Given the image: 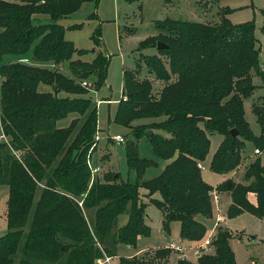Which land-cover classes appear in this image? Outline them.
I'll return each instance as SVG.
<instances>
[{"label": "trees", "instance_id": "trees-1", "mask_svg": "<svg viewBox=\"0 0 264 264\" xmlns=\"http://www.w3.org/2000/svg\"><path fill=\"white\" fill-rule=\"evenodd\" d=\"M90 1L97 4L99 0H0V122L4 136L10 138L0 143V180L3 147L8 145L13 153L8 178L9 231L0 237V264H96L104 255H116L106 241L116 218L125 211L129 220L117 231L115 243L135 245L140 235L151 233L140 186L162 211L165 231L169 233L172 222L178 221L180 246L197 249L207 236V227L197 216L213 217L214 187L204 180L199 167L210 152L209 134L223 136L210 164L217 173H229L240 165L246 142L264 151V95L262 103H253L259 134L251 129L245 111V100L256 89L253 71L264 79L255 23L231 22L227 14L232 8L215 23L167 17L156 21L158 34L138 46L167 44L158 49L160 55L142 58L165 86L155 95L151 80H140L136 71L125 69L124 93L114 118L132 128L133 139L126 142L127 164L136 181L106 173L90 184L87 154L98 131V106L86 97L89 89L82 82L92 80L95 87H103L110 58L102 51L92 61L75 58L87 50L67 39L66 27L58 22ZM39 15H48L51 21L41 22ZM92 39L96 46L101 44L100 27ZM7 56L18 59L6 62ZM22 58L31 63L19 61ZM65 63L70 74L61 71ZM41 85L52 89L43 90ZM72 113L77 116L68 126H57L58 120ZM144 118L161 119L132 125ZM146 128L151 130L147 141L156 159L139 155L140 130ZM232 129L238 131L237 137L232 136ZM159 159L172 161L160 174L140 183L147 168L156 166ZM244 180L228 178L217 186L230 193L228 217L249 212L264 219L260 157L248 166ZM157 192L161 199L153 198ZM249 192L257 194V204L250 202ZM232 236L230 230L219 228L211 245L200 249L199 264H236L229 242ZM172 252L167 246L147 250L141 256L121 258V264H169ZM177 264L192 262L182 257Z\"/></svg>", "mask_w": 264, "mask_h": 264}, {"label": "rangeland", "instance_id": "rangeland-1", "mask_svg": "<svg viewBox=\"0 0 264 264\" xmlns=\"http://www.w3.org/2000/svg\"><path fill=\"white\" fill-rule=\"evenodd\" d=\"M228 8L234 9L233 12L227 14L231 22L243 23L246 21H253L255 23V32L258 39L257 46L261 50L260 65L264 70V0H139L136 2H129L127 0H99L97 4L94 1L85 3L83 8L77 13L63 17L58 21L66 27L65 37L72 40L77 48L87 50L84 55H79L82 60L92 61L97 51H102L110 58L107 80L104 86L101 88L95 87L92 85V80L91 82L88 80L90 84L86 86L89 89L86 97L91 98L98 106V126L102 132L101 134L99 129L96 132L95 135H99L100 140L97 143L95 141L96 146L92 149L91 153V158L93 157L94 163L101 165L102 168L97 178H103L106 173L110 175L120 173L123 179H130V181L133 182L136 181L135 172L130 170L127 164L126 142L133 139L132 128L115 122L114 118L118 105L115 102L110 103L108 100L112 99L115 101L123 97V73L125 69L136 71V77L140 80H151L153 93L155 95H158L165 86L166 82L156 79L154 74L149 72V69L142 59L145 55H160L158 48L156 46H148L145 49H138L139 43L147 37L158 34L159 30L156 25V21L158 20H165L167 17H170L172 19L215 23L219 22L221 16L227 13ZM93 13L95 15L90 17ZM39 16L42 17L41 22L51 21L48 15ZM73 24H82V26L76 29L69 28V26ZM97 27H100L102 32V40L99 46H96L92 39L93 31ZM6 58V62L18 59V57L15 56H7ZM20 60L21 59H19V61ZM24 63H31V61L29 60ZM60 68L61 71L65 73H71L68 63L63 64ZM253 76L256 89L253 95L245 100V111L246 119L251 129L255 134H259L260 125L253 112V103L263 102L264 79L257 75L255 71H253ZM60 95H67V93L60 92ZM100 99H102V101L98 102ZM69 119L70 117L60 119L58 120V124H66ZM160 119L161 118L138 119L134 121L132 125L138 123L140 120H146L140 123L145 124ZM144 130L145 129L140 130L142 134L139 140V155L142 158L156 159L147 141V135L151 133V130L149 128ZM154 132L166 135L165 132L158 129H154ZM117 134H122L126 142L117 143L113 139ZM209 136L211 138L210 152L206 159L201 161L200 164L203 166L201 168L202 176L208 183L212 184V186L217 189L219 199L218 202L215 201V199H211L214 214L211 219L202 215H198L197 217L205 223L207 235H212L213 239L215 236L213 228L215 221H217L218 214L221 213L223 215V221H225L224 216L227 215L225 204L221 203V201L224 200L222 199L221 192L225 191H221L217 188V186L226 179H223L224 175L222 173L214 172L210 168L213 154L218 149L222 137L220 134H209ZM7 138H5L0 124V143L5 144L10 139L8 138L7 140ZM14 154L15 156L20 155V157L22 155L21 152H16ZM253 156H256L255 146L252 142H246L242 161L235 170L239 169L242 173L246 171L248 168L247 164L251 162ZM1 157L3 174L0 180V237L9 231L7 222V200L9 198L8 178L13 153L8 145L3 147ZM247 158H249L248 161L246 160ZM158 166V162L156 166H149L144 177L141 178L139 182L141 183L144 180L157 176L161 171ZM240 177L241 175L237 174L235 179L237 180ZM97 178H95V180ZM92 179L91 177V180ZM139 195L141 200L146 203V223L150 226L151 233L149 236L140 235L135 245L115 243V235L129 215L128 211L120 214L116 218L111 234L106 241V245L116 254L112 257L109 264H121V258H130L132 255L135 256L139 250L144 249V252L140 254L141 256L145 254L147 250L150 251L156 248L166 247V243L169 245L171 240L178 241L180 238V228H177L179 225L178 222L171 224L169 235L166 237V231L162 223L163 213L160 208L150 200L148 190L140 186ZM153 198L161 199V194L157 192L153 195ZM236 217H233V220H227L229 228L222 223L216 224L217 230L223 227L234 233L229 242L235 254L236 264H264V221L250 214ZM253 237H255V239H253ZM171 250L173 251L171 264H176L177 253L180 252V250L173 247ZM211 250H213V247L210 248V251ZM187 256L192 264H199L194 250L188 251Z\"/></svg>", "mask_w": 264, "mask_h": 264}, {"label": "crops", "instance_id": "crops-1", "mask_svg": "<svg viewBox=\"0 0 264 264\" xmlns=\"http://www.w3.org/2000/svg\"><path fill=\"white\" fill-rule=\"evenodd\" d=\"M87 3V2H86ZM85 5V3L83 4V6ZM83 6L81 7V8H83ZM81 8L79 9V10H81ZM78 10V11H79ZM77 11V12H78ZM77 12H75V13H77ZM75 13H73V14H75ZM71 26V25H70ZM68 28V27H67ZM75 58H80L79 56H77L76 55V57ZM48 67H54L53 66V64H46ZM43 66H45L44 64H43ZM41 89H43V90H51L52 88H51V86H47V85H41ZM100 100H102V99H100ZM103 100H105V99H103ZM108 100V99H107ZM110 100H112V99H110ZM112 102H115L117 105H118V103H119V100H115V101H113L112 100ZM111 103V102H110ZM77 116V114H75V113H72V114H70L68 117H70V119H69V121L66 123V124H62V125H59L58 124V122H57V126L58 127H66V126H68L69 124H70V122H71V120L74 118V117H76ZM146 121V120H145ZM144 120H140L138 123H135L134 125H137V124H140V123H143V122H145ZM0 124H1V122H0ZM2 128V127H1ZM98 129H99V126H98ZM99 132L102 134V132H101V130L99 129ZM218 133H215V135H217ZM221 140H220V142L219 143H221L222 142V140H223V136L221 135ZM5 138H7L6 136H5ZM7 140H8V138H7ZM256 149V148H255ZM255 154H256V156H253V159L251 160V162H249L248 164H247V166H249L254 160H255V158H257V157H260L261 159H262V162L264 163V158H263V155H264V151L263 152H261V153H256L255 152ZM214 155V154H213ZM248 159L249 158H247L246 160L248 161ZM172 161V159L171 160H158V163H159V166H158V168H160V170L162 171L164 168H165V166L169 163V162H171ZM161 171H160V173H161ZM159 173V174H160ZM237 174H240L241 175V177L239 178V179H235L236 178V175ZM244 174H245V171L242 173L241 172V170L239 171V169L238 170H235L234 172H229V173H224L223 175H224V178L223 179H228V178H231V179H233V180H235L236 182H245V180H244ZM158 175V174H157ZM204 178V177H203ZM204 180H205V178H204ZM206 181V180H205ZM207 182V181H206ZM208 183V182H207ZM210 184V183H209ZM210 185H212V184H210ZM215 188V187H214ZM214 190H216L217 191V189L215 188ZM221 195H222V199H224V200H222L221 201V203H224L225 204V207H226V209L228 210V207H229V205L231 204V196H230V193L229 192H221ZM248 198H249V200H250V202L251 203H253V204H257V196H256V194L254 193V192H249L248 193ZM226 202V203H225ZM245 214H250V215H252V216H254L253 214H251V213H249V212H244V213H242V214H240V215H238L237 217H240V216H242V215H245ZM214 215V214H213ZM222 216L223 217V215L221 214V213H219L218 214V217L219 216ZM227 217H228V215H226ZM226 216H224V219H225V221H221V222H217V221H215V223H214V228H213V231H214V234H216V232H217V227H216V224L218 225V224H220V223H222L223 225H225L226 227H228V222H227V220H233L234 218H230V217H226ZM236 217V218H237ZM254 217H256V216H254ZM257 218V217H256ZM208 219H211V218H208ZM259 219V218H258ZM128 220H129V215H128V217H127V220H125V222H124V224L122 225V226H124L127 222H128ZM259 220H262V221H264V219H259ZM174 222H178V221H174ZM174 222H172V224H174ZM162 223H163V216H162ZM179 223V222H178ZM177 223V224H178ZM122 226H120V227H122ZM177 228H180V223H179V225H178V227ZM229 228V227H228ZM233 233V232H232ZM165 234H166V237H168V235H169V233H166L165 232ZM213 234V235H214ZM233 235H234V233H233ZM209 236H211V235H207L206 236V238L207 237H209ZM180 237V236H179ZM253 239H255V237H253ZM172 243H177V244H179V245H182L181 244V238H179V240L178 241H176V240H171V242L169 243V245H168V243H166V245H167V247H169ZM200 244V243H199ZM203 244V243H202ZM202 244H200V246L199 247H197V249L196 248H186L185 246L182 248V250L180 251V252H178L177 254V259H176V264H177V261H178V259L179 258H182V257H185V258H187V259H189V257L187 256V252L188 251H190V250H194L195 251V255L197 256V259H198V256L200 255V252H198V251H200V249H202L201 248V245ZM183 246V245H182ZM144 249H142V250H139V252H137L135 255H140L142 252H144L143 251ZM132 256H134V255H132ZM111 257V259L108 261V262H106L105 264H109L110 263V261L112 260V257L113 256H110ZM103 258V257H102ZM100 259V258H99ZM171 259H172V254H171V256H170V259H169V264H171ZM97 264V263H96Z\"/></svg>", "mask_w": 264, "mask_h": 264}, {"label": "built area", "instance_id": "built-area-1", "mask_svg": "<svg viewBox=\"0 0 264 264\" xmlns=\"http://www.w3.org/2000/svg\"><path fill=\"white\" fill-rule=\"evenodd\" d=\"M21 62L23 61V62H28L29 61V59H27V58H22L21 60H20ZM1 83H2V74L0 73V88H1ZM90 83L87 81V80H85V81H83L82 82V85H84V86H88ZM102 100H100V101H98V102H101ZM108 102H112V100H108ZM0 114H1V106H0ZM95 137V139H94V141H93V143H92V145H91V150H90V152H89V154H88V156H87V164H88V166H89V168H90V171H91V177L93 178L92 180H91V184L95 181V178H97V176L99 175V173H100V171H101V165H99V164H96V163H94V160H93V157L91 158V153H92V149L96 146V144H95V141H96V143L100 140V136L99 135H95L94 136ZM117 143H125L126 142V140H125V138L123 137V135L122 134H117V135H115V137L113 138ZM255 152L256 153H261V151L259 150V149H255ZM199 167L200 168H202L203 166H202V164H199ZM211 195H212V199H215V201H217L218 202V199H219V195H218V193H217V191L216 190H213L212 192H211ZM80 205H82V202H80ZM223 220V217L220 215L218 218H217V222H221ZM213 239H212V235L211 236H209V237H207L205 240H204V242H203V244L201 245V248H207V247H209L210 245H211V241H212ZM169 247H173V248H176V249H178V250H182V247L179 245V244H177V243H172ZM111 259V257H109L108 255H104V257L103 258H100V259H98L97 260V264H105L106 262H108L109 260Z\"/></svg>", "mask_w": 264, "mask_h": 264}, {"label": "water", "instance_id": "water-1", "mask_svg": "<svg viewBox=\"0 0 264 264\" xmlns=\"http://www.w3.org/2000/svg\"><path fill=\"white\" fill-rule=\"evenodd\" d=\"M167 47H168L167 44H165L162 41H158V43H157V48L158 49H163V48H167ZM231 133H232L233 137H237L239 135V133H238V131L236 129H232ZM210 135H215V132H211Z\"/></svg>", "mask_w": 264, "mask_h": 264}]
</instances>
